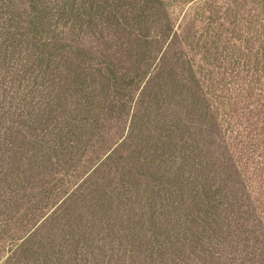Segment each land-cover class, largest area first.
Masks as SVG:
<instances>
[{"label": "rangeland", "instance_id": "rangeland-1", "mask_svg": "<svg viewBox=\"0 0 264 264\" xmlns=\"http://www.w3.org/2000/svg\"><path fill=\"white\" fill-rule=\"evenodd\" d=\"M83 2L70 0L67 7V0H54L61 30L68 25L63 17L78 23L77 35H65L77 51L60 63L70 67L72 78L62 75L61 88L22 86L31 94L28 102L21 108L11 99L7 104L15 108L5 127L21 149L10 168L28 188L2 217L13 221L17 215L2 241L18 243L64 206L20 254L19 264H34L44 247L51 252L49 264H264V209L257 202L264 201V142L250 137L261 133L264 106L240 102L226 123L211 118L213 102L209 110L200 103L194 78L180 83L191 66L197 77L221 67H212L211 56L202 61L231 28L224 19L229 2L208 0L202 14L191 0H177L170 28L161 26L163 13L140 24L139 10L126 13L130 1L115 13L107 7L100 18L105 0H86L99 22L80 26ZM149 30L164 42L142 55L146 48L137 36ZM168 43L170 64L161 79H152L153 57ZM86 57L91 61L84 71L80 59ZM6 89L12 93L19 85ZM17 131L22 135L16 137ZM251 143L263 147L251 150ZM46 148L50 154L41 153ZM248 155L259 164L249 166ZM104 195L109 198L102 208L116 224L112 232L100 230Z\"/></svg>", "mask_w": 264, "mask_h": 264}, {"label": "trees", "instance_id": "trees-1", "mask_svg": "<svg viewBox=\"0 0 264 264\" xmlns=\"http://www.w3.org/2000/svg\"><path fill=\"white\" fill-rule=\"evenodd\" d=\"M98 1L100 0H93V2ZM126 1H130V7L126 10L128 15L139 10L140 24L148 23L150 16L159 14L160 18L163 13L161 26L167 24L169 28L171 27V13L175 10L174 3L177 0H105L106 6L101 8L100 18L104 15L107 7H110L111 12L115 13L124 6ZM191 1L204 14V9L201 7L208 0ZM226 1L231 6V13L224 19L231 28L226 30L228 31L227 35L220 34L217 40L218 45L207 51L202 61V63L207 62L206 58L211 56L214 66H209L217 68L215 62H220L221 67H218L217 71H209L208 75L198 72L201 78L197 77L195 66H191L190 73L182 74L180 83L182 82V86L190 85L189 77L194 78V86L198 88L196 94L200 103L205 102V109L209 110V106L212 104L215 108L211 118L219 116L222 121L230 123V120L239 111L235 107L240 102L243 103L249 99L250 104L259 103L264 106V103L261 102L264 101V0ZM69 3L70 0H67V7ZM78 11V17L82 19L80 26H84L88 21L91 26H97L99 21L94 4L86 3L84 0ZM150 11L151 13H149ZM72 12H77L74 6ZM56 14L58 12H56L54 0H0V234L11 230L17 215H14L13 221L2 217L7 215L21 198H25L22 191H26L25 189L28 188L25 177L19 171L10 168L12 155L20 153L21 149L16 138L12 140L11 128L5 127L9 123L8 117L14 114L15 108L13 105L7 108V104L11 99V102H15L18 108H21L28 102L27 97L31 94L25 93L24 89H21L22 86L31 91L44 86L61 88L60 85L65 82L62 75H65L66 79L73 76L70 67L64 69L60 63L71 60L74 55L72 51H77L65 35L71 31H73V35H77L76 26L78 23H72L74 20L63 17L68 25L66 30H61L60 25L62 24L55 21ZM134 19L138 21L137 17ZM142 33L143 35L139 33L137 36L138 45L146 48V51H139L142 55L154 53L151 46L164 42L161 34H155L151 30L148 33ZM170 45L171 43H168L161 54L159 52L153 57L155 67L152 79H161L163 71L170 64V50L172 49ZM89 58L80 59L84 71L90 68L91 60ZM85 78L82 86L88 82ZM40 80H48L53 83L40 85ZM16 85H19V89L15 92L11 93V89H6ZM189 90L193 93L192 89ZM209 101L213 103L210 104ZM262 113L264 114V111ZM260 123L263 124L260 128L261 133L250 137L251 140L255 139V141L263 143L264 141L257 136L264 135V118ZM27 128L29 127L27 126ZM15 135L19 137L22 133L17 131ZM246 146L252 150L253 146L260 149L263 144L261 146L251 143ZM51 150L52 148H46L41 153L50 154ZM256 152L258 154L257 150ZM114 153L115 150L111 151L106 156V160H110ZM262 156L264 157V155ZM247 164L254 167L259 163L252 161L248 155ZM108 198V195L101 196L99 205L101 221L99 224L100 230L112 232L116 227L114 219L107 209L102 208ZM257 202L261 204L260 208L264 209V201L257 198ZM63 207H58L43 224L28 231L18 243L2 241L3 239L0 238V264H19L20 254L29 249L35 240L38 241L40 233L44 232L48 224H52L57 219ZM258 208L256 205L253 207L255 210ZM261 235L264 236L263 233ZM49 253L51 252H46L45 247L37 251L34 264H49L48 260L52 259Z\"/></svg>", "mask_w": 264, "mask_h": 264}]
</instances>
